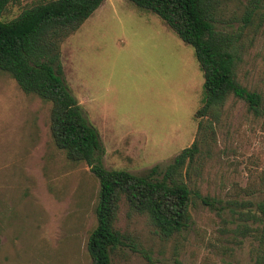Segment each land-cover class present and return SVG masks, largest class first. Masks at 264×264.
Instances as JSON below:
<instances>
[{
	"label": "rangeland",
	"instance_id": "1",
	"mask_svg": "<svg viewBox=\"0 0 264 264\" xmlns=\"http://www.w3.org/2000/svg\"><path fill=\"white\" fill-rule=\"evenodd\" d=\"M249 1L223 4L216 27L237 29ZM37 2L13 0L2 19ZM260 2L243 39L238 79L264 98ZM61 50L65 79L99 131L98 155L107 169L144 175L159 166L162 176L197 139L204 73L194 47L157 14L129 0H105ZM214 130L212 151L193 176L211 205L197 202L189 227L166 236L123 200L115 222L122 244L112 251V264H254L255 242L236 228L251 224L241 213L264 196V116L230 96ZM99 192L91 167L70 161L55 145L51 103L24 93L0 71V264H92L87 245ZM248 201L253 204L244 208Z\"/></svg>",
	"mask_w": 264,
	"mask_h": 264
},
{
	"label": "trees",
	"instance_id": "2",
	"mask_svg": "<svg viewBox=\"0 0 264 264\" xmlns=\"http://www.w3.org/2000/svg\"><path fill=\"white\" fill-rule=\"evenodd\" d=\"M13 0H0V71L16 80L22 91L51 103V133L55 145L72 162H86L100 182L96 206L97 225L88 239L92 264H112V251L122 244L115 222L123 200L132 212L147 215L166 236L186 230L197 202L211 205L193 181L199 175L203 155L211 153L214 121H220L230 96L244 100L257 116H264V98L238 79L243 39L260 0H250L237 29H218L219 10L230 0H129L151 11L195 49L204 73L205 99L197 111L199 134L159 175V166L137 175L123 169H107L98 153V129L86 118L67 83L61 62L62 44L105 0H39L17 18L5 21L3 13ZM237 18V17H236ZM237 21V20H236ZM257 28V27H256ZM211 117V119H209ZM204 147L207 152H204ZM260 191L264 195V173ZM233 204L232 202H230ZM244 208L252 202H242ZM233 210V209H232ZM251 224L237 227L250 236L254 264H264V196L241 213Z\"/></svg>",
	"mask_w": 264,
	"mask_h": 264
}]
</instances>
